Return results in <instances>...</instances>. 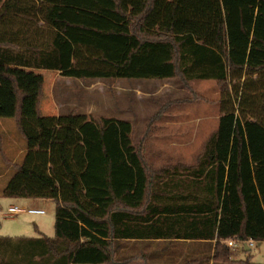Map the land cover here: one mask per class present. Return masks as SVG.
<instances>
[{
	"label": "trees",
	"instance_id": "1",
	"mask_svg": "<svg viewBox=\"0 0 264 264\" xmlns=\"http://www.w3.org/2000/svg\"><path fill=\"white\" fill-rule=\"evenodd\" d=\"M37 69L214 80L221 113L193 164L153 169L130 121L43 114ZM0 118L20 138L0 140V196L55 202L54 235L0 236V264H126L143 241L203 249L168 264H264L226 243L264 239V0H0Z\"/></svg>",
	"mask_w": 264,
	"mask_h": 264
},
{
	"label": "rangeland",
	"instance_id": "2",
	"mask_svg": "<svg viewBox=\"0 0 264 264\" xmlns=\"http://www.w3.org/2000/svg\"><path fill=\"white\" fill-rule=\"evenodd\" d=\"M36 71L44 77V95L39 106L42 113L56 115L78 112L96 120L112 116L130 121L133 125L132 139L137 144L142 143L144 158L153 169L193 164L203 143L215 131L221 113L217 102L219 89L214 80L195 79L187 83L179 77L82 80L62 76L58 71ZM16 134L14 120L0 118L3 149L7 150L8 144L16 142ZM18 139L20 141L19 136ZM157 156L163 161H157ZM2 163L0 152V190L10 176ZM0 199L3 197L0 196ZM36 201L38 205L12 202L19 207L43 209L44 213L21 212L13 218L0 215V235L53 236L55 202L46 198ZM8 205L9 201H2L0 209H6ZM130 243L126 244L127 249L120 257L135 258L126 264H168L174 262L169 260L174 253L203 250L196 243L185 244L188 242L168 246L158 241H143L136 245ZM163 247L159 255L157 249ZM247 247L249 250L245 251L244 244L236 242L230 246V256L264 263V239L256 240Z\"/></svg>",
	"mask_w": 264,
	"mask_h": 264
},
{
	"label": "built area",
	"instance_id": "3",
	"mask_svg": "<svg viewBox=\"0 0 264 264\" xmlns=\"http://www.w3.org/2000/svg\"><path fill=\"white\" fill-rule=\"evenodd\" d=\"M28 212V213H35V214H43L44 210L43 209H37V208H21L17 205H9L8 207H6V209H0V215L2 217H9V218H13L16 215H18L21 212ZM255 240L253 239H247V240H238L235 238H230L226 240L227 245L233 246L236 242H240L244 245H252L254 243Z\"/></svg>",
	"mask_w": 264,
	"mask_h": 264
},
{
	"label": "crops",
	"instance_id": "4",
	"mask_svg": "<svg viewBox=\"0 0 264 264\" xmlns=\"http://www.w3.org/2000/svg\"><path fill=\"white\" fill-rule=\"evenodd\" d=\"M135 80H139V79H135ZM141 80H154V79H141ZM150 98H152V97H150ZM145 99V98H144ZM143 100V99H142ZM44 114V113H43ZM53 115H55V114H53ZM57 115V114H56ZM166 121V120H165ZM164 128H165V126H164ZM163 128V129H164ZM8 146V148H11L12 147V144H8L7 145ZM146 146L147 145H145V149H146ZM157 158H158V160L157 161H163L160 157H158L157 156ZM149 162H150V160H149ZM152 162V161H151ZM150 162V163H151ZM168 162V161H167ZM2 197V196H1ZM41 198H8V197H3V199H0V202H2V201H9V205H15V204H13L14 202H21L22 204H33V205H38V202L36 201V200H40ZM13 202V203H12ZM8 205V206H9ZM7 206V207H8ZM21 208H24V209H27V208H25V207H21ZM37 209H40V208H37ZM24 212H26V211H24ZM28 213V212H27ZM40 230H38V232H39ZM39 235H41V234H37V236H39ZM0 236H9V237H17V236H22V237H28V236H24V235H22V234H16V235H0ZM37 236H31V237H37ZM244 248H245V251H247V250H249V248L247 247V245H244ZM174 255L175 256H173V257H171V259H169L170 261H173L177 256H180V253H174ZM181 259V258H180ZM179 259V260H180Z\"/></svg>",
	"mask_w": 264,
	"mask_h": 264
}]
</instances>
